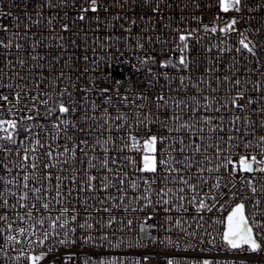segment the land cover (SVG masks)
I'll list each match as a JSON object with an SVG mask.
<instances>
[{
	"label": "built area",
	"instance_id": "2783aa9c",
	"mask_svg": "<svg viewBox=\"0 0 264 264\" xmlns=\"http://www.w3.org/2000/svg\"><path fill=\"white\" fill-rule=\"evenodd\" d=\"M55 7L48 6V0H0V12L11 13V15H0V39L8 38L13 39V44L20 43L22 47L16 49L13 46L10 49L5 50L0 47V84L12 83L20 84L23 88L22 104L31 103L27 97V93L35 95L37 92H51L52 89L49 84H54L57 91L62 89L65 84L68 83L63 77H60V72L63 71L65 76H70L72 83L76 85L75 89L69 88V91H73V99L77 101V112L71 116L54 113V119L76 120L78 122L77 128L69 127L67 134L75 136L78 139L86 138L89 140V144L93 145L97 139L106 138V134L102 137L101 133L103 129L100 127L104 122L102 120L82 121L80 115L87 111L89 115H96L100 117L101 113L107 111L112 114L113 117L117 115V111L125 113L129 117L128 124L125 125L120 132H113V137L116 139V144L119 147L122 141L120 136L127 137L128 133L136 135L140 141V145L137 149L125 148L120 152L110 151V156H114L117 159L116 165H109V167L118 168L122 172L128 174L126 183L124 185L127 196L124 200L116 199L114 201L107 200L108 195L117 196L116 189H110L108 193H104L99 190L95 193L85 192L81 196L88 197L86 203H81V196H78L75 192L71 197L65 200L64 206H74L79 213L78 221L83 223L87 220L88 223L93 224L90 231L97 239L95 244H85L79 239L82 232L78 230L75 234L77 237V243L75 245H57L55 256L56 264H84L88 261V264H100L101 261H109L112 257H116L118 264H136V259L140 258L141 264H144L143 255H149L150 259L147 264H167L169 259H174L176 264H191L194 259L213 258L220 262V264H255L259 254H254L244 250H235L226 248L221 241L219 233L222 232L223 226L217 221L223 220L227 213L231 210V207L235 202L227 195H218L217 201H212L211 197L205 201L210 207L212 204H216L212 208L211 212L204 211L197 213L195 211V205L184 202V207L187 211L178 210L172 204L162 203L155 206L143 207V201H133L132 197H139L146 185L143 184L140 177L152 178L151 173H140L130 165L126 157L131 156L136 161V166H142V157L145 154L143 148V140L147 138L143 126L135 127L133 117L138 112L152 111L153 117L163 120L165 115L171 114L173 109L169 108L167 112L164 109H160L157 112L155 108V97L161 91H164L166 96L169 97H181L186 98L191 95L201 96H215L217 97V103L213 107H219V103L223 102L225 95L234 94L235 89L232 92L226 91L228 88V82L223 81V76L228 75L233 78H239L242 81L241 88L247 89L246 98L241 99L238 103L245 104L243 111L237 110L229 106L228 110L221 109L219 112H204L201 108L202 114L211 115L214 117V122H218L222 117L224 121V131L218 132L217 135L224 136L225 139L228 135L235 136H247L252 138V128L255 127L256 135L264 134L261 131V122L264 121V113L260 112V108L264 107V89L255 90V82L261 79V73H264V47H260L258 57L260 64L257 65L255 60L246 51L237 53L234 51L239 46L240 36L237 32H230L227 35L224 33H211L205 32L203 24H207L209 28L213 22L218 24L219 27H223L233 16L238 17L236 28L239 31L248 29L244 32V35L253 40L258 46L264 44V0H243V6L240 13H236L234 10H230L227 14L220 12L216 7L217 0H159L161 5V11L159 13L151 12V9L143 4V0H137L135 6L132 5V0H102L104 8L108 9V12H101L99 25L94 19H85L84 21L76 20L77 11L71 7L72 0H51ZM157 0H152V4L155 5ZM125 4V7L121 8L119 5ZM171 7H167V5ZM199 4V7L196 5ZM143 5V6H142ZM208 5H213L208 7ZM27 13V15H25ZM65 13L67 15H65ZM119 15V20H113V16ZM91 16V13H89ZM30 17V18H29ZM124 17H128L125 19ZM151 17V18H150ZM183 17V19H182ZM198 17L199 19H193ZM217 17H221L217 19ZM52 19L53 24L49 26L48 20ZM135 19L136 24L131 25L130 20ZM39 23H35L36 21ZM75 20V23L70 24V31H61V24ZM19 27H15V25ZM108 24L114 25V27H107ZM123 25V27H121ZM6 26L8 31L4 32L3 27ZM131 27V32L125 31ZM180 28L183 30L198 29L197 35L199 41L193 37H189L190 52L188 55L195 57L200 65L199 72L193 74V80L191 82L185 81L189 85L187 91H185L180 85L178 80H173L171 83L165 80L162 76L156 79L154 74H158L162 71L168 72L169 76L178 75L179 70L176 68L164 69L158 64H151L149 66L142 67L140 60L137 57L143 59L145 56L155 57L157 61L161 59H167L171 57L174 61L179 58V51L175 50V45L179 43L178 36L175 29ZM144 29H147L145 32ZM257 29L260 31L257 32ZM20 33L19 38L11 37L12 33ZM27 33V35H25ZM62 36L63 39L58 37ZM111 36L113 39H107ZM119 37V39H116ZM151 37V39H149ZM97 38H99L97 40ZM139 38L140 43L144 45L143 48L136 47V41ZM39 41V44L35 49L32 48L33 41ZM75 40L76 44H72L71 41ZM67 45V47L60 48L58 45ZM103 45V46H102ZM216 45L221 48H232V52H220ZM211 48L212 51L208 52L207 49ZM95 49V53L93 52ZM39 53L42 59L33 61L31 55ZM89 57L88 61L83 59V56ZM17 57L26 61L25 65L21 67L16 63ZM71 57V59H70ZM12 60L16 64L15 68L7 65L6 60ZM95 60L94 64L92 61ZM67 62V63H66ZM209 63L216 66L217 72L214 75H218L221 78V83L217 84L215 80L211 81V87L207 83H200V87L203 89V93H198L192 84L197 83L196 77L203 72ZM229 65H234L229 67ZM148 67L152 68V73L148 72ZM87 69V71H85ZM187 75V73H184ZM101 77H107L102 80ZM208 77L206 76V80ZM95 81V88L91 92H83L85 87H93L92 81ZM121 81L122 85L119 87V96L116 93L117 85L115 81ZM152 81L151 87L148 85V81ZM247 80L248 83L244 84L243 81ZM129 85L132 90L129 91ZM109 88L108 95L112 96L111 105L106 103V96L101 94L98 89ZM212 88H217L218 91L213 93ZM13 87L12 89L0 88V93L9 95V99L13 100L14 97L10 94L15 91H19ZM143 91L148 97V101L136 100V93ZM128 95L130 100H136L137 104L144 103L147 106L143 109H138L131 104L121 100V97ZM251 97L254 103L246 104V99ZM39 99H46L44 96H40ZM67 102V97L64 98ZM99 105V107L93 112L92 103ZM7 105H5V109ZM41 113L44 112L43 106L40 107ZM26 114V113H25ZM191 113L184 115V119H188ZM232 115H238L241 117L247 116L250 121H254V124L248 125V130L245 131L243 121H237V127L240 128V132L232 130L229 120ZM3 118H10L7 112H4ZM19 119V117H16ZM49 125L48 128L37 129L33 128V132L40 133V139L42 143H46L48 137L45 133H50L51 123L47 119L41 118L37 121ZM91 124V128L94 131H90L87 136H82L79 132V128H88ZM152 133L164 132L159 124H153L151 126ZM3 133H0L2 136ZM175 135H183V133H172ZM205 135H208L206 132ZM23 140V147H29L27 136L21 132L18 138ZM78 142V140H77ZM131 143V141H127ZM199 142V141H198ZM165 143H168L165 141ZM187 143V140H186ZM239 143V141H237ZM56 145L71 146V142L66 141L61 133L60 138L53 143V148ZM19 146V145H18ZM179 147V145H177ZM111 148V145H109ZM157 156L159 159L160 143L156 145ZM47 151V148L40 150L41 162H47L46 157L43 155ZM88 155L101 156L103 149L96 145L94 150L92 148L85 149ZM211 154V149L209 150ZM239 151L231 153L235 158ZM78 160L73 165L71 163L63 165L64 171L60 172V168L53 169V172H59L62 176H68L70 174V168L76 167L80 169L87 166V158L80 156L77 153ZM200 159L199 155L195 157ZM177 159H180L177 156ZM19 162L20 158L15 155V151L7 157L0 154V161L9 162V167H12L11 161ZM81 161L83 163H81ZM98 164V161H97ZM20 171L19 168H14L12 174ZM195 171V169H193ZM3 174L0 169V175ZM92 174L100 175L102 170L97 172L93 170ZM248 178L256 176L257 187L264 180L259 178L258 174H245ZM244 177L240 174L236 179L228 178L226 182L236 184V190L243 192L246 202V213L251 218L255 213L256 219L253 220V224H256L261 220L262 213H264V193H257V198L261 199L262 205L259 211L252 208L251 194L247 188L246 183L242 185L241 181ZM135 181L138 185V189L133 191L129 187V183ZM215 182L214 176L208 181V184L202 191L198 190V196L203 197V193L208 191V187ZM55 181H53V184ZM65 188L69 185V181L65 179L63 181ZM97 186L99 181L96 182ZM173 185H169L172 187ZM153 188H157L158 185H152ZM2 190V188H0ZM187 191V190H186ZM222 191L226 193L228 190L222 188L221 190L213 189V193ZM193 193L187 191L188 199L191 198ZM155 201L156 196H152ZM179 203V202H176ZM220 204L224 205V208H220ZM59 205H52L53 215L58 213L55 211ZM110 209L109 212H105L103 209ZM127 208V211L125 209ZM169 209V211H165ZM90 214V215H89ZM203 215L204 219L200 220L199 216ZM110 216L116 217V220L112 225H107V220ZM171 216L172 220L169 221L168 217ZM195 218V219H194ZM131 219L133 224L131 227L127 225V220ZM179 219L181 223L176 224V220ZM101 224L104 226L101 227ZM197 224L201 227L197 228ZM28 221L22 222V226L27 227ZM3 225H0L2 227ZM143 228V231H141ZM184 230L189 232H196L195 237L186 236ZM207 231L211 236L215 237V248L212 252H200L199 247H209L208 236H204V243L200 244L201 235ZM260 229H257L259 235ZM107 235L108 239L115 244L117 240L122 241L120 247L113 248L108 245V241L101 243L99 236ZM63 237H57L56 239H62ZM17 239H21L17 236ZM171 241V243L169 242ZM131 245L129 247L128 245ZM198 246L197 250L193 251L188 245ZM50 245L37 246L35 251H47ZM21 245L16 243L15 245L6 244L3 236H0V249L7 251L8 257L4 256V252L0 251V264H16V261L11 259L17 254ZM15 249V250H13ZM69 254H73L72 259L68 260L65 257ZM51 259V257H49Z\"/></svg>",
	"mask_w": 264,
	"mask_h": 264
},
{
	"label": "snow or ice",
	"instance_id": "6c2138e0",
	"mask_svg": "<svg viewBox=\"0 0 264 264\" xmlns=\"http://www.w3.org/2000/svg\"><path fill=\"white\" fill-rule=\"evenodd\" d=\"M137 0H132V5L135 6ZM143 4L147 5L151 12L159 13L161 11V5L159 0L152 4V0H143ZM49 7H55L51 0H48ZM121 8L125 7L124 3L119 5ZM143 6V5H142ZM199 7V4L196 5ZM213 5H208L212 7ZM219 8L220 12L227 14L230 10H234L236 13H240L243 6V0H217L215 5ZM71 7L75 8L77 11L76 20L84 21L85 19H94L99 25L101 12H108L107 8H104L102 0H72ZM171 7V5H167ZM91 13V16H89ZM0 15H11V13H2ZM27 15V13H25ZM65 15H67L65 13ZM30 18V17H29ZM128 19V17H124ZM151 18V17H150ZM221 17H217L220 19ZM120 16L117 14L113 16V20H119ZM183 19V17H182ZM193 19H199L198 17H193ZM238 22V17L233 16L223 27H219L218 24L213 22L212 26L209 28L207 24H203L205 32L224 33L227 35L230 32H237L240 36L239 46L234 49L235 52L241 53L246 51L255 60L256 64H260V59L258 57V52L260 47H264V44L258 46L256 42L248 39L243 31H239L236 28ZM35 23H39L37 20ZM75 23V20L64 22L61 24V31H70V24ZM49 26L53 24V20H48ZM131 25L136 24V20H130ZM19 27V25H15ZM107 27H114L112 24H108ZM123 27V25H121ZM3 31L7 32L6 26L3 27ZM125 31L131 32V27ZM146 32L147 29H144ZM260 30L257 29V32ZM178 36V41L175 45V50L179 51L180 55L177 61H174L171 57L167 59H161L157 61L155 57L145 56L143 59L137 57L140 60L142 67L149 66L151 64H158L161 68L167 69L169 66L179 70L178 75L169 76L168 72L162 71L158 74H154L156 79L162 76L165 80L171 81L178 80L179 85L187 91L189 87L185 81L191 82L193 80V74L199 72L200 65L195 57L188 55L190 52L189 47V37L195 38L199 41V36L197 35L198 29L183 30L180 28L175 29ZM27 35V33H25ZM11 37L19 38L20 33H12ZM63 39L62 36L58 37ZM99 38H97L98 40ZM107 39H113L109 36ZM116 39H119L117 37ZM151 39V37H149ZM72 44H76L75 40L71 41ZM39 44V41L34 40L32 43V48L35 49ZM15 46L16 49H20L22 45L20 43L13 44V39L8 38L7 42L5 39H0V47L5 50ZM103 46V45H102ZM60 48L67 47V45H58ZM136 47L143 48L144 45L140 43L139 38L136 41ZM220 52H232L233 49L229 47L221 48L216 45ZM208 52L212 49L208 48ZM95 53V49H93ZM39 53L31 55V59L36 61L37 59H42ZM71 59V57H70ZM85 61H88L89 57L87 55L83 56ZM94 64L95 60L92 61ZM8 66L15 68L16 64L12 60H6ZM17 64L23 67L26 61L22 58L17 57ZM67 63V62H66ZM234 65H229L233 67ZM87 71V69H85ZM148 72L152 73V68L148 67ZM217 72V68L214 64L209 63V65L203 69V72L196 77L197 83L192 84V87L196 89L198 93H203V89L200 87V83H207L211 87V81L215 80L217 84L221 83V78L218 75H214ZM184 73H187L185 75ZM60 77H63L68 81L65 86L59 91L56 90L54 84H49L52 89L51 92H37L32 95L30 92L27 93L28 99L31 103L22 104V94L23 88L20 84L13 85L12 83L0 84V88L12 89L13 87L20 89L10 93L14 99L10 100L9 95H4L0 93V154L7 157L15 151V155L20 158L19 162L11 161L12 167H9V162L0 161V169H2L3 174L0 175V236H3L6 244L15 245L19 243L21 245L17 254L11 259L16 261V264H56V246L77 243L76 233L81 230L82 234L79 237L83 243L95 244L97 239L93 236L90 231L85 232L84 230H92L94 228L93 224L84 220L83 223L78 221L79 213L74 206L67 207L64 206V201L68 197H71L75 192L78 196L85 192L95 193L102 190L104 193H108L110 189H116L117 196L108 195L107 200L114 201L116 199L124 200L127 196L124 185L126 183V178L128 174L126 172L120 171L118 168L109 167V165H116L117 159L114 156H110V151L120 152L125 148L127 149H137L139 148L140 141L136 135L128 133L127 137L120 136L119 139L122 141L121 145L118 147L116 144V139L113 137V132H120L122 128L128 124L129 117L125 113L117 111L115 117L111 113L105 111L101 113L100 117L96 115H89L87 111L80 115V120L88 122H95L97 120H102L104 123L100 125L103 129L101 136L106 134V138L97 139L94 141L93 145L89 144V140L86 138L78 139L75 136H70L67 134V129L69 127L77 128L78 122L76 120L54 119V113H61L65 115H73L77 112V101L73 99V91H69V88L75 89L76 85L72 83L70 76H65L64 72H60ZM206 76L208 79L206 80ZM102 80L107 79V77H101ZM223 81L228 82V88L226 91L232 92L235 89L234 94L225 95L223 97V102L219 103V107H213L217 103V97L215 96H201V95H191L186 98L181 97H169L166 96L164 91L158 93L155 97V108L157 112L160 109H164L165 112L169 108L173 109L171 114L165 115L163 120L153 117L151 110L148 112H138L133 117L134 126H143L146 133H148L147 138L143 140L144 155L142 157V166L137 167L136 161L131 157H126L128 163L132 165L136 171L140 173H151L152 178L140 177L143 184L146 187L143 189L139 197L133 196V201H143V207L155 206L162 203H169L176 207L178 210L187 211L184 207V202L195 205V211L199 214L205 210L208 212L212 211V208L216 204H212L210 207L205 201L211 197L212 201H217L218 195H227L235 202L231 207V210L227 213L223 220L217 221V223L222 224L223 230L219 233L221 241L226 248L235 250H244L254 254H259L255 261V264H264V213H262L261 220L256 224H253V220L256 219L255 213L250 218L246 213V198L243 192H238L236 190L237 185L226 182L228 178L236 179L237 175L240 174L244 177L241 181L242 185L246 183L247 188L251 194L252 208L257 211L260 210L262 201L257 198V193H264V183H261L257 187V178L252 176L248 178L245 174H258L261 180H264V134L256 135L255 127L252 128L251 136L249 139L247 136H235L228 135L225 139L224 136L217 135L218 132L224 131V121L221 117L218 122H214V117L207 114L201 113V108L204 112H219L221 109L228 110L229 106L243 111L245 104L238 103L241 99L246 98L247 89H242L240 86L242 84L241 79L233 78L231 76H223ZM247 84L248 81H243ZM93 87H85L82 89L83 92H91L95 88V81H92ZM117 85L116 93L119 96V87L122 82L115 81ZM149 87L152 85V81H148ZM264 89V73H261V79L255 82V90ZM132 90L131 85H129V91ZM98 91L106 96V103L111 105L112 96L108 95L110 89L100 88ZM217 88H212V92H217ZM40 96L46 97V99H39ZM65 97H67V102H65ZM121 100L131 104L135 108L143 109L147 105L144 103L137 104L136 100L148 101L149 97L143 92L138 91L136 93V100H130L128 95L121 97ZM254 101L251 97L246 99V104H252ZM5 105L7 108L5 109ZM43 106L44 112L41 113L40 107ZM99 107V105L92 103L93 112ZM7 112L8 117L3 118L4 112ZM191 113L188 119H184V115ZM260 112L264 113V107L260 108ZM26 113V114H25ZM16 117H19L17 119ZM41 118L47 119L51 123L50 133H45L48 137L46 143H42L39 132H33V128L43 129L48 128L49 125L38 123L37 121ZM243 121L245 126V131L248 130L249 124H254V121H250L247 116L241 117L238 115H232L229 124L235 132H240V128L237 127V121ZM153 124H159L162 129L166 130L167 135L164 132L152 133L151 126ZM79 132L82 136H87L90 131H94L89 124L88 128L80 127ZM261 131L264 132V121L261 122ZM23 132L27 138L29 147H23L24 141L19 140L20 133ZM208 135H205V133ZM61 133H63V138L66 141L71 142V146L67 145H56L53 148V143L60 138ZM172 133H183V135H175ZM78 140V142H77ZM187 140V143H186ZM127 141H131L128 143ZM167 141L168 143H165ZM199 141V142H198ZM239 141V143H237ZM160 143L159 159L157 156V143ZM19 145V146H18ZM99 145L103 152L101 156L88 155L85 149L92 148ZM111 145V148H109ZM179 145V147H177ZM47 148V151L43 153L46 157L47 162L37 163L40 160V150ZM211 149V154L209 150ZM239 153L235 158L231 153L235 151ZM80 156L87 158V166L77 169L76 167L70 168V174L68 176H62L59 172H53V169L60 168V172L64 171L63 165L65 164H75L78 160L77 153ZM199 155L200 159L195 157ZM177 156L180 159H177ZM98 161V164H97ZM81 163H83L81 161ZM19 168L20 171L16 172L15 175L12 174L14 168ZM195 169V171H193ZM93 170L100 172L102 174L95 175L92 174ZM214 176L215 182L208 187V191L203 193V197L198 196V190L202 191L203 188L208 184V181ZM67 179L69 185L65 188L63 181ZM53 181L55 183L53 184ZM99 181L97 186L96 182ZM173 185L169 187V185ZM152 185H158L157 188H153ZM223 185L224 189L228 191L226 193L218 191L213 193V189L221 190ZM129 187L136 191L138 185L135 181L129 183ZM193 193L190 199L187 197V191ZM155 195L156 199L153 201L152 196ZM88 197L81 196V203H86ZM179 202V203H176ZM59 205L55 211L57 215H53L52 205ZM221 209L224 208L223 204L219 205ZM105 212H109L110 209H103ZM127 211V208L125 209ZM169 211V209H165ZM90 215V214H89ZM195 219V218H194ZM200 220H203V215L199 216ZM27 220V227L22 226V222ZM116 220V217L110 216L107 220V225H112ZM168 220L171 221L172 217L169 216ZM181 221L176 220V224L179 225ZM133 221L131 219L127 220V225L131 227ZM104 225L101 224V227ZM197 228L201 227L200 224L196 225ZM257 229H260L259 235L257 234ZM143 231V228H141ZM186 236L195 237L196 232H189L184 230ZM19 236L21 239H17ZM62 236V239H56ZM204 236H208L209 247H199L200 252H212L217 245L215 244V237L211 236L210 233L205 231L200 237V244L204 243ZM103 243L108 241V245L113 248L120 247L122 241L117 240L113 244L107 235H102L98 237ZM171 243V241H169ZM50 245L47 251H35L37 246ZM131 247V245H128ZM188 247L192 248L193 251L197 250L198 246L189 244ZM15 250V249H13ZM0 251L4 252V256L7 258L8 253L3 249ZM73 254H69L65 259L71 260ZM51 257V259H49ZM149 255H143L142 260L144 264L149 261ZM84 264H88L85 261ZM100 264H118L117 258L112 257L109 261H101ZM136 264H141L140 258L136 259ZM167 264H176L174 259H169ZM191 264H220L219 261L213 258H203L194 259ZM233 264H236L233 261ZM243 264V262H241Z\"/></svg>",
	"mask_w": 264,
	"mask_h": 264
}]
</instances>
